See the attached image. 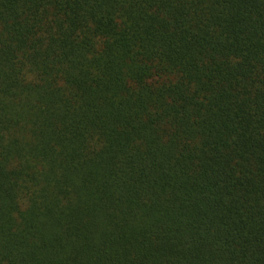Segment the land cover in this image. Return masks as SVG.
I'll return each mask as SVG.
<instances>
[{
    "label": "trees",
    "instance_id": "obj_1",
    "mask_svg": "<svg viewBox=\"0 0 264 264\" xmlns=\"http://www.w3.org/2000/svg\"><path fill=\"white\" fill-rule=\"evenodd\" d=\"M0 264H264V0H0Z\"/></svg>",
    "mask_w": 264,
    "mask_h": 264
}]
</instances>
